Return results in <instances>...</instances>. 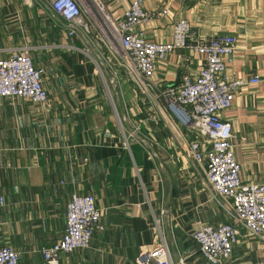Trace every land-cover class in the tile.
Returning a JSON list of instances; mask_svg holds the SVG:
<instances>
[{"label": "crops", "instance_id": "obj_1", "mask_svg": "<svg viewBox=\"0 0 264 264\" xmlns=\"http://www.w3.org/2000/svg\"><path fill=\"white\" fill-rule=\"evenodd\" d=\"M127 4L121 0L118 11ZM143 7L155 14L140 27L150 40L167 41L176 17L199 34L235 37L225 76L258 82L241 87L221 116L231 124L241 180L264 183V0H143ZM66 44L78 45L45 7L0 0V58L28 49L45 69L48 94L36 104L0 97V245L12 246L20 264H45L39 248L60 238L70 195L90 193L101 228L88 249L61 254L58 264H136L140 248L158 234V212L168 221L162 231L172 263L209 264L190 233L226 222L229 202L209 196L203 172L185 156L193 133L168 124L151 100L182 74L195 76L201 56L190 48L167 54L149 79L154 87L143 93L120 74L105 84L94 52ZM172 186L177 195L167 202ZM226 264H264V243L239 228Z\"/></svg>", "mask_w": 264, "mask_h": 264}, {"label": "built area", "instance_id": "obj_2", "mask_svg": "<svg viewBox=\"0 0 264 264\" xmlns=\"http://www.w3.org/2000/svg\"><path fill=\"white\" fill-rule=\"evenodd\" d=\"M22 1L48 10L52 22L63 29L65 37L78 43V46L66 44L67 48L88 53L86 47L90 51H96V46L105 47L116 65L143 93L154 87L149 79L158 60L179 48H190L200 55L201 67L195 76L182 74L178 84L160 88L151 99L153 105L162 107L168 124L193 133L183 149L185 156L203 172L202 181L209 196L225 199L230 205L226 222L200 224L190 238L209 264H226L232 258L239 228L264 243V183L241 180L231 124L221 116L241 87L258 82L256 76H225V59L236 50L235 37L199 34L186 18L176 17L167 41L147 39L140 27L155 14L144 9L143 0H128L120 12L121 0ZM165 13L166 9L157 15ZM96 56L100 59L96 58V66L102 73L99 64L103 58ZM44 74L45 69L34 65L28 49L0 58V97L22 98L35 104L46 102ZM123 135L127 139L125 131ZM99 221L100 209L94 196L72 193L65 206L60 238L39 248L45 264H58L61 254L88 249L94 231L101 228ZM159 226L157 221L155 241L140 248L136 264H173ZM0 264H20L18 252L10 245H0Z\"/></svg>", "mask_w": 264, "mask_h": 264}, {"label": "rangeland", "instance_id": "obj_3", "mask_svg": "<svg viewBox=\"0 0 264 264\" xmlns=\"http://www.w3.org/2000/svg\"><path fill=\"white\" fill-rule=\"evenodd\" d=\"M86 48H87V50H90L88 47H86ZM95 48H97L96 49L97 53H96L95 50H92L94 52V53L91 52L92 56L93 55L96 56V54H98L101 58H103L102 59L103 62L101 64H99V68H100V70H101L102 73H100L99 70H98V67L95 66L96 71H97L96 72L97 73V77H99V78L103 77V78H101L103 82H104V78H105V81H106V83L104 82L105 84L108 83L107 77L109 78L110 81H112V79L114 77H118L119 74L120 75H124V77H127L124 74L123 69H121V67H118L116 65V63L114 62V60L112 59V57L109 55V53L107 52V50L105 49V47H102V45H101V46H96ZM94 56H93V58L96 60V62H98L97 59H99V58L97 56L96 57H94ZM106 73H108L111 77H109ZM107 87H108V89L110 88L109 85ZM157 218H158L157 220L160 223V225L162 224L161 226H159V228H160L161 232L163 233V231H162L163 230V224L164 225L165 224L167 225L168 224V221L165 218V219H163V223H162V217H160L159 212L157 214ZM161 235L163 236V238H165L166 241L168 240V238H166V235H164V234H161ZM167 243L169 245L170 253L172 255V250H171V247H170L171 245H170V243L168 241H167Z\"/></svg>", "mask_w": 264, "mask_h": 264}, {"label": "water", "instance_id": "obj_4", "mask_svg": "<svg viewBox=\"0 0 264 264\" xmlns=\"http://www.w3.org/2000/svg\"><path fill=\"white\" fill-rule=\"evenodd\" d=\"M171 190H172L171 193L167 196V202L170 200L171 197L177 195V190L175 187L172 186Z\"/></svg>", "mask_w": 264, "mask_h": 264}]
</instances>
